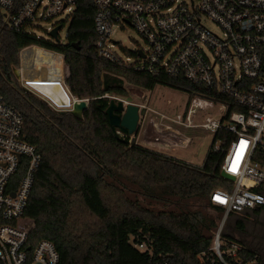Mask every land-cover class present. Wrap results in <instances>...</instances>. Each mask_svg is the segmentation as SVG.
Masks as SVG:
<instances>
[{
  "label": "trees",
  "instance_id": "16d2710c",
  "mask_svg": "<svg viewBox=\"0 0 264 264\" xmlns=\"http://www.w3.org/2000/svg\"><path fill=\"white\" fill-rule=\"evenodd\" d=\"M95 15L94 0H78L66 43L55 44L34 33L10 30L0 11V95L23 115L25 139L43 157L25 212L36 222L30 236L32 246L42 240L52 242L60 264H221L211 250L213 238L203 232L206 223L218 229L214 220L200 212L151 213L130 200L117 181L134 183L152 197L207 200L224 213L211 204V195L233 186L221 172L233 135L220 131L203 165L194 166L133 144L131 137L111 126L107 109L113 97L129 98L126 83L146 91L166 85L187 93L191 100L196 95L212 96L218 102L228 99L182 77L163 73L156 78L131 65L100 58L95 48ZM31 46L65 56L69 93L89 102L83 120L53 111L19 85L14 70L20 64V51ZM125 52L127 57L137 58L136 52ZM39 90L58 104L72 102L61 86H39ZM237 111L240 108L232 106L229 114ZM257 160L264 167V150ZM258 191L264 192L263 187ZM238 227L243 229L244 223L239 221ZM222 239L225 249L226 244L238 243L223 234ZM132 241L146 243L148 250L139 251ZM240 256L245 263L257 256L262 264L261 257L247 248Z\"/></svg>",
  "mask_w": 264,
  "mask_h": 264
},
{
  "label": "built area",
  "instance_id": "2783aa9c",
  "mask_svg": "<svg viewBox=\"0 0 264 264\" xmlns=\"http://www.w3.org/2000/svg\"><path fill=\"white\" fill-rule=\"evenodd\" d=\"M77 2L0 0V11L10 30L39 36L44 31L43 24L48 25L49 32L70 24ZM94 4L98 36L95 48L100 58L131 65L135 71L156 78L163 73L182 77L228 99L218 102L212 96L196 95L185 116L169 119L160 114L151 120L158 118L163 125L170 121L190 130L197 127L199 111L220 109V118L208 116L201 127L214 137L222 130L233 135L221 172L235 181L232 188L211 195V204L224 212L222 224L212 237L211 250L221 264H261L257 256L245 263L240 252L246 247L239 243L226 244L225 249L222 229L229 216H246L264 208V192L258 191L264 186V167L257 160L264 150V0H94ZM208 22L220 33L211 31L206 26ZM116 27L133 28L141 36L146 47L136 51L137 58L118 54L116 50L122 49L121 44L110 39ZM53 43L57 44L54 39ZM26 49L20 51L21 64ZM59 56L64 64L62 81H19L24 90L40 96L53 111L70 113L81 100L68 92L72 102L58 104L39 90V86H61L67 90L65 79L69 69L65 56ZM144 100L139 107L148 114L152 112L149 96ZM232 106L240 111L229 114ZM24 124L23 115L0 95V264H60V255L52 242L42 240L35 246L30 242L36 222L25 212L43 157L36 146L26 141ZM165 127L173 147L187 149L193 143L192 138L172 125ZM220 147L215 145L214 151ZM132 243L141 252L148 250L146 243Z\"/></svg>",
  "mask_w": 264,
  "mask_h": 264
},
{
  "label": "rangeland",
  "instance_id": "374dc122",
  "mask_svg": "<svg viewBox=\"0 0 264 264\" xmlns=\"http://www.w3.org/2000/svg\"><path fill=\"white\" fill-rule=\"evenodd\" d=\"M206 26L211 31L218 34L220 33L217 27L212 23L208 22ZM42 27L44 28V31L39 33L40 38L53 42V38L48 31V25L43 24ZM68 27L69 24H66L61 30V44L66 43ZM110 39L121 44L123 50L117 48L116 51L124 58L127 57L125 50L128 52H136L139 48L146 47L141 36L133 28H127L126 30H122L120 27L113 28ZM17 69L20 70L21 78L24 80H63L64 64L61 56L52 51L41 50L35 46L29 47L22 52V64L20 62ZM18 82L22 87L20 81ZM125 86L129 93V98L125 100L128 105L134 104L140 106L145 102V96L148 95L150 98L148 106L152 112L148 113L146 118L141 121L140 131L136 136L135 144H139L149 149L144 143L147 141L152 142L153 140L157 146L163 145L161 144V142H163L161 139L163 138L162 136L166 134V130L164 131V128L161 126L162 123L157 120L158 118L156 120H151V117L155 119L156 117H159L160 114L169 117V119H176L178 115L185 116L190 108V102H192L189 95L185 92L174 90L166 85H157L152 91L143 90L142 88L129 83H126ZM67 90L69 89L67 88ZM29 93L42 100L40 96L32 92ZM222 114L223 113L219 108H208L207 110L199 111L196 119L197 127L190 130L177 126L170 121L163 122L165 126L167 124L172 125L174 128L180 130L185 136L192 138L193 143L189 148L183 149L173 147L167 139L164 141L165 144L161 146L164 148L156 147L153 148V150L167 154L171 158L180 162L194 166H202L214 143V135L205 131L201 127L203 120L208 116L220 118ZM165 129L167 128L165 127ZM150 136L152 137V140H150ZM220 145V142L216 143V147H220ZM117 184L124 190L126 196L130 200L137 201L142 208L149 210L154 214L200 212L207 220H214L218 224V228L224 219V214L219 213L212 208L207 200H180L176 197H167V195L161 196L160 194L152 197L143 191L140 186L125 179L117 181ZM239 221L244 223L243 229L238 227ZM216 231L217 229H212L209 226V223H206L203 230L204 234L209 238H212ZM222 234L229 236L250 251L256 252L261 257V260H264V210L259 214L252 213L246 216H229L223 226Z\"/></svg>",
  "mask_w": 264,
  "mask_h": 264
},
{
  "label": "water",
  "instance_id": "95a60500",
  "mask_svg": "<svg viewBox=\"0 0 264 264\" xmlns=\"http://www.w3.org/2000/svg\"><path fill=\"white\" fill-rule=\"evenodd\" d=\"M61 30V26H58L50 32V36L55 40L57 44L60 43L58 33ZM75 48H79L78 45L74 44ZM14 76L19 81L21 74L19 69L14 70ZM64 104V103H63ZM89 108V102L81 100L74 104V109L70 112L76 119L83 120L84 113ZM63 114L66 112H62ZM147 114L145 108L141 109L139 106L130 104L124 105L122 100L112 99L107 109V115L112 127L118 128L119 133L132 138V143H136V136L139 134L141 127V119ZM222 177L230 182H234L235 178L222 172Z\"/></svg>",
  "mask_w": 264,
  "mask_h": 264
},
{
  "label": "crops",
  "instance_id": "0c3cea01",
  "mask_svg": "<svg viewBox=\"0 0 264 264\" xmlns=\"http://www.w3.org/2000/svg\"><path fill=\"white\" fill-rule=\"evenodd\" d=\"M161 126H162V128H164V131L166 130V134H164V136H162L163 138L161 139L163 142H161V144H165L164 143V141H166L167 140V129H165V125H163V124H161ZM151 137V136H150ZM147 138H149V137H147ZM150 140H152V137H151V139ZM149 140V141H150ZM146 146H148L149 147V149L150 150H152V151H155V150H153V148H164V147H161V146H163V145H161V146H157L154 142H153V140H152V142H145L144 143ZM155 152H157V151H155ZM158 153H162V152H158ZM162 154H164V153H162ZM165 155H167V154H165ZM168 156V155H167Z\"/></svg>",
  "mask_w": 264,
  "mask_h": 264
},
{
  "label": "flooded vegetation",
  "instance_id": "af4514ba",
  "mask_svg": "<svg viewBox=\"0 0 264 264\" xmlns=\"http://www.w3.org/2000/svg\"><path fill=\"white\" fill-rule=\"evenodd\" d=\"M264 210V208L263 209H259L258 211H260V212H262ZM262 264H264V260L262 259Z\"/></svg>",
  "mask_w": 264,
  "mask_h": 264
}]
</instances>
